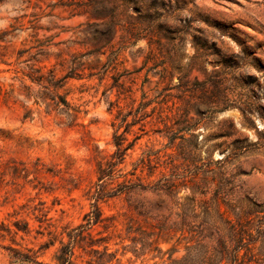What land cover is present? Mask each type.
Returning <instances> with one entry per match:
<instances>
[{
  "label": "rangeland",
  "instance_id": "obj_1",
  "mask_svg": "<svg viewBox=\"0 0 264 264\" xmlns=\"http://www.w3.org/2000/svg\"><path fill=\"white\" fill-rule=\"evenodd\" d=\"M139 6L133 35L118 29L105 43L97 32L109 19L90 0H0V32L30 53L35 38L42 41L50 53L38 63L43 71L74 55L83 67L60 90L80 109L72 123L32 100L24 104L33 118L23 119L19 104L0 100V264H13L9 248L53 262L60 241L67 243V232L92 210L96 164L115 152L117 138L131 146L110 186L135 175L143 183L175 176L178 193L173 200L132 190L99 200L102 221L87 237L99 253L105 246L115 254L111 261L101 255L104 264L167 263V254L159 258L145 242L165 217L172 227L161 237L171 239L158 246L179 242L174 256H182L190 233L174 231L182 220L178 203L193 197L199 211L215 194L225 214L241 222L249 247L240 250L243 263L264 264V0ZM2 58L12 61L0 62V81L8 83L14 57ZM147 152L155 165L150 176L146 166L133 169ZM197 187L205 193L193 194ZM184 219L198 222L191 214ZM99 253L77 248L76 263L98 264Z\"/></svg>",
  "mask_w": 264,
  "mask_h": 264
},
{
  "label": "trees",
  "instance_id": "obj_2",
  "mask_svg": "<svg viewBox=\"0 0 264 264\" xmlns=\"http://www.w3.org/2000/svg\"><path fill=\"white\" fill-rule=\"evenodd\" d=\"M106 2L110 3L108 8L103 6V0H90V4L96 5L94 9L97 15H103L104 18L108 17L109 19L108 22L104 23V28L97 32L100 39L105 40V43L108 42V40L115 37L118 29L122 30L123 33L132 34V31L135 29L133 24L141 19L140 0H106ZM130 7L135 9L136 15L129 12ZM123 20H130L131 22L127 21L130 26L123 28L121 24ZM7 34L8 30L0 32V42L3 43L0 62L11 65L12 61H6L2 58L8 55V57H14L13 65L16 67L14 68V74L11 76L10 82L5 83L0 81V100L3 103L11 101L12 103L19 104L24 109L22 113L23 119L33 118L32 109L24 104L26 101L32 100L33 104L37 106L43 104L46 113L55 112L56 114L63 115L66 120L71 121L70 123L77 120L80 109L67 100V93H61L60 90L63 89L69 78L80 77L78 72L83 67L80 63L76 62L79 56L74 55L68 61L61 60L56 65L43 71V68L38 63L41 62V57L50 54L45 50V44L35 38L37 43L33 47L36 48V51L30 53L29 49L31 47L17 48L10 40H6ZM123 36L124 34L120 35V37ZM57 71H62L63 73L58 75ZM114 143L116 146L115 152L104 162L98 161L96 164L97 180L92 190L90 188L88 191V198L93 199L91 203L92 210L84 215V224H79L67 232V243L63 244L60 241L61 246L54 252L52 257L53 262H41L34 259L33 256L23 254L14 248H9L11 251L9 254L11 263L77 264L75 249L80 248L88 254L99 253L97 249L92 248L96 242L91 237H87L90 236L88 229L92 225L102 221L99 200L108 199L122 192L132 190H150L158 194H165L173 200L177 199L178 183L175 180V176L169 178L161 176L156 181L143 183L142 178L135 175V181L127 178L117 182L114 186H110L113 175L116 172V166L123 161L126 150L131 146V144L123 146L122 138H117ZM138 166H146L148 168V175L152 174L155 165L151 164L150 152H147L145 157H141L133 169L135 170ZM131 175H134V171L131 172ZM106 179H109V181H106ZM192 193L204 194L205 192L197 187L192 190ZM184 200V202H188L187 205L183 202L178 203L181 210L178 216H181L182 220L174 227V231H180L183 234L185 229L190 233L184 245L185 253L180 257L174 256L178 251L177 244L179 242L165 251H162L158 246L160 242L169 243L171 239L161 237L165 230L169 231L172 227L167 226L166 217L157 226V233L146 234L145 242L147 246L151 250L157 251L161 259L164 254H167L168 262L164 264H244L242 260L243 255L240 254V250L242 248L247 250L249 247L243 242L244 231L241 228L242 225L239 222L238 216H235L234 220L230 219L225 214V210L221 209L216 194L211 202L203 201L199 205V211H196L193 197L186 196ZM186 214H191L193 218L198 219V222L194 224H191V222L185 223L184 216ZM168 231L167 233H169ZM213 241H215V244L210 245V242ZM106 250L107 248L104 246L103 252L99 253L100 256L95 260L98 264L105 263L101 255L106 254L109 256L108 261H111L115 257L114 253H106ZM134 253L141 255L143 252L139 254V252L134 250Z\"/></svg>",
  "mask_w": 264,
  "mask_h": 264
}]
</instances>
